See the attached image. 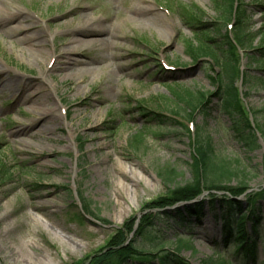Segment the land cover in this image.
<instances>
[{"label":"rangeland","instance_id":"obj_1","mask_svg":"<svg viewBox=\"0 0 264 264\" xmlns=\"http://www.w3.org/2000/svg\"><path fill=\"white\" fill-rule=\"evenodd\" d=\"M233 1L238 19L230 16ZM236 20L252 44L250 49L241 37L245 49L235 51L244 72L237 83L242 105L260 125L251 152L234 138L216 97H205L206 109L188 119L174 95L217 92L210 81L216 64L211 57L195 62L193 51L209 39L227 50ZM101 28L114 30L115 46L103 49L97 42L58 56L59 44L72 48L70 39H101ZM33 41H43L42 50L53 54L50 64L22 51ZM260 49L264 0H0V69L20 82L13 91L0 87V264H90L118 242L125 248L140 222L157 212L149 203L192 180L197 131L215 156L246 170L249 193L263 190ZM117 159L143 173L137 185L118 172ZM166 166L175 169L173 180L159 176ZM119 178L128 191L119 190ZM83 200L99 218L88 214ZM204 213L199 224L179 229L189 239L191 250L180 253L188 264H264V214L257 235L246 224L255 247L247 259L224 245L221 213ZM173 228L158 215L150 230L170 252L177 239Z\"/></svg>","mask_w":264,"mask_h":264},{"label":"trees","instance_id":"obj_2","mask_svg":"<svg viewBox=\"0 0 264 264\" xmlns=\"http://www.w3.org/2000/svg\"><path fill=\"white\" fill-rule=\"evenodd\" d=\"M228 6L231 9V18L237 17L238 19L241 15L236 10L238 3L233 1ZM226 10H228V7ZM234 22L235 26L232 31L234 36L233 38L228 37L229 40L226 39L225 46L227 50L220 48L218 40L209 39L203 43L201 48L193 51L195 62L200 57H211L216 64L217 71L213 72L210 81L215 85L217 92L206 94L196 91L197 95H193L190 91L183 90L174 91V95L183 105L180 110L185 113L188 119H191L196 112H203L206 109L205 97H216L219 100L221 111L231 119L230 130L234 138L241 147L251 152L258 147L254 127L259 128L260 125L252 110L245 109L242 105L237 83L239 79H242L244 72L240 68L238 54L235 51L238 48L239 50L245 49L240 44L241 37L249 43L250 49H252V44L251 41L245 39L247 31L243 28L242 23L237 20ZM209 41L212 44H208ZM263 51V49H260L257 52L262 53ZM190 95L193 96L189 97ZM246 112L252 116L255 126L250 125L251 121L248 119ZM160 121H162L161 118ZM236 163L237 161L230 162L225 158L220 159L215 156L213 147L208 140L200 137L197 131L191 152L192 180L183 186L174 187L170 194H165L149 203L150 206L156 207L157 212L154 215H148L140 222L136 234L125 248H118L122 244L118 242L114 245L116 246L114 250H109L103 255L94 257L90 264H153L155 260L156 264H188L180 256V253L183 249L191 250L189 239L184 237L185 231L181 232L179 229L183 226L187 228L192 222L193 224H199L205 216V209L209 210L210 213H221L220 218L223 220L222 232L226 235V238L233 239L236 244L235 250L239 252L241 250L246 255H253V242L248 243L251 239L246 236L245 225L249 222L252 232L256 234L261 222L260 216L264 214V189L257 193H248L250 189L246 182L247 172L245 169L238 170ZM158 174L166 180H173L172 178L176 176L175 169L167 166ZM233 180H236L235 184H232ZM204 191L209 193L208 199L206 201L199 200L198 197ZM216 195L219 196L216 197ZM242 195H244L246 205L249 206L246 213L242 211V203L237 199ZM193 200H196V202ZM82 203L88 214L99 218L90 203H86L84 200ZM177 204H183V206L171 209ZM165 209L167 211H164ZM158 215L164 216L166 222L170 221L175 226V229H173L177 239L175 240L174 252L164 250L161 238L153 239L150 230L154 226ZM147 241L151 245L147 248H141L146 246ZM201 264L212 263L202 261Z\"/></svg>","mask_w":264,"mask_h":264},{"label":"bare ground","instance_id":"obj_3","mask_svg":"<svg viewBox=\"0 0 264 264\" xmlns=\"http://www.w3.org/2000/svg\"><path fill=\"white\" fill-rule=\"evenodd\" d=\"M95 24V23H94ZM99 24V23H97ZM85 27L89 28L91 27L90 25H85ZM90 29H92V33H98L93 27H91ZM98 31H101L102 33H104V36H102L101 39H97L96 36H86L85 40H81V39H78V40H73V39H70V43H73L74 46L71 48L69 47H66V43H62V44H59V46L57 47V50H58V56H63L64 53H67L68 51H73V50H77L78 48L80 47H83V46H93L95 45L97 42H102L103 43V49L109 47V46H115V44L113 43V39H114V36H113V31H112V34L106 30L105 28H101V29H97ZM95 37V38H93ZM28 47L25 48V49H22V51L24 52H27V51H31V52H34L33 54H35L36 56L40 57V58H44V61L46 62V64H50L51 61L53 60V54H48L46 52H44L42 50V47L44 46V43L43 41H33V42H30L28 45ZM54 47V46H53ZM31 52H29L31 54ZM72 63V62H67V64H65V66H63V68H69V64ZM75 63V62H74ZM55 66V65H54ZM53 66V68H54ZM4 69H0V87L2 86H8L9 87V90L10 91H13V89L17 88L19 86V80L16 79V78H11V77H8L7 74H5L3 71ZM84 70H87V68H84L82 70H79L77 73H75V71H72L73 73L72 74H79L81 72H83ZM11 78V79H10ZM17 80V82L15 80ZM47 106H45L42 111H44L46 109ZM44 117V116H42ZM49 119V118H47ZM50 120V119H49ZM115 166H117V169H118V172L121 174H124V175H128L130 176L131 179H133L135 185H137L139 183V177H143L142 174L138 169H134L132 168L131 166H127L125 165L124 163H122L121 161H119L118 159L114 162ZM121 177V176H120ZM145 183H148L147 181ZM117 186L119 187V190L125 192L128 191L126 185H124L123 181L121 178H119V181L117 182ZM153 186V185H152ZM155 190V188H153ZM145 193H148L147 191H144L143 194ZM139 194H137L138 196ZM159 197V196H158ZM141 198V196H139V199ZM123 210V209H122ZM35 221H38V219H35Z\"/></svg>","mask_w":264,"mask_h":264}]
</instances>
